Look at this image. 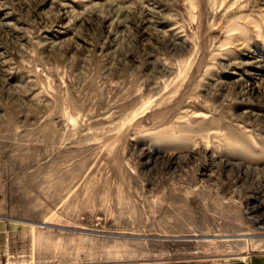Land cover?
Returning <instances> with one entry per match:
<instances>
[{"label":"rangeland","instance_id":"rangeland-1","mask_svg":"<svg viewBox=\"0 0 264 264\" xmlns=\"http://www.w3.org/2000/svg\"><path fill=\"white\" fill-rule=\"evenodd\" d=\"M264 251V0H0V264Z\"/></svg>","mask_w":264,"mask_h":264},{"label":"crops","instance_id":"crops-1","mask_svg":"<svg viewBox=\"0 0 264 264\" xmlns=\"http://www.w3.org/2000/svg\"><path fill=\"white\" fill-rule=\"evenodd\" d=\"M153 264H264V251H258L251 256L227 257L225 259L192 260L182 263H153Z\"/></svg>","mask_w":264,"mask_h":264},{"label":"built area","instance_id":"built-area-1","mask_svg":"<svg viewBox=\"0 0 264 264\" xmlns=\"http://www.w3.org/2000/svg\"><path fill=\"white\" fill-rule=\"evenodd\" d=\"M95 264H115L113 261H110V260H102V261H99Z\"/></svg>","mask_w":264,"mask_h":264}]
</instances>
